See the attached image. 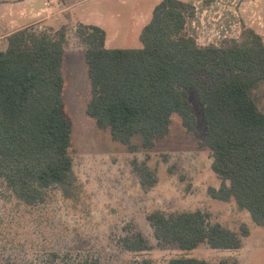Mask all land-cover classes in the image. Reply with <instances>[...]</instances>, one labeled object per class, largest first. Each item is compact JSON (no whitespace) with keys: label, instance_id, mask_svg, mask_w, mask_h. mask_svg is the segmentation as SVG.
<instances>
[{"label":"trees","instance_id":"trees-1","mask_svg":"<svg viewBox=\"0 0 264 264\" xmlns=\"http://www.w3.org/2000/svg\"><path fill=\"white\" fill-rule=\"evenodd\" d=\"M215 0H203L209 6ZM194 5L185 0H161L140 33L142 47L106 46V30L79 23L75 33L85 46L91 79L87 113L112 137L131 148L137 134L145 148L167 135L178 113L189 131L197 117L189 98L196 90L212 153V169L223 180L210 188L213 197L235 199L252 219L264 225V111L252 91L264 82V40L253 28L240 38L201 45L185 32ZM0 49V177L27 204L46 199L59 187L75 194L76 175L70 152L73 128L65 111L63 61L67 26L37 30L34 25L7 36ZM145 188L157 183L154 169L136 164ZM229 181V184H227ZM148 219L156 238L182 249L202 244L238 249L250 229L238 232L212 222L201 209L180 212L154 210ZM128 249L143 250L142 233L124 238ZM53 264H101L89 254L51 252ZM148 263V260H146ZM171 264H209L206 259L178 256ZM219 264H239L222 258Z\"/></svg>","mask_w":264,"mask_h":264},{"label":"rangeland","instance_id":"rangeland-1","mask_svg":"<svg viewBox=\"0 0 264 264\" xmlns=\"http://www.w3.org/2000/svg\"><path fill=\"white\" fill-rule=\"evenodd\" d=\"M71 1L68 11L48 23L56 28L68 24L63 98L73 128L70 152L77 178L75 194L67 197L61 188L54 187L43 202L27 204L0 177V264H53L49 257L54 251L89 254L101 264H171L170 260L178 256L203 258L209 264H219L225 257L237 259L239 264H264V225L257 224L235 199L215 198L209 191L220 188L223 180L212 169L211 150L203 144L206 123L196 90L189 91L197 117L196 131H189L175 113L167 135L156 139L149 149L143 147L138 134L132 139L134 148L115 140L109 128L99 127L87 113L91 79L85 46L75 28L81 21L99 23L107 32L108 47H142V26L136 20L157 0ZM188 2L194 10L185 32L195 36L199 44L218 45L224 39L240 38L247 28H253L264 40V0H215L209 6L203 0ZM45 3L42 0L41 5ZM47 26L34 25L37 30L53 29ZM6 46V42L0 43V49ZM252 94L264 111V82ZM143 162L158 178L150 188L142 185L136 169V164ZM197 209L212 222L238 232L246 224L250 233L244 237L243 246L222 249L202 244L182 249L174 243L164 244L156 238L147 217L154 210ZM136 233L145 236L147 249L125 247L124 238Z\"/></svg>","mask_w":264,"mask_h":264},{"label":"crops","instance_id":"crops-1","mask_svg":"<svg viewBox=\"0 0 264 264\" xmlns=\"http://www.w3.org/2000/svg\"><path fill=\"white\" fill-rule=\"evenodd\" d=\"M58 1L59 3L57 4L56 0H45V5H41L42 0H0V43L6 42L8 45L7 36L23 27L46 24L48 25L47 28L51 27L54 30H58L63 25L68 26L67 23H62L59 28H56L48 23L49 20L59 19L60 15L68 11L73 5L71 0ZM160 1L157 0L155 6ZM155 6L148 13L140 14L139 20H136L142 26L140 33L143 27L151 20ZM132 15L133 19H135L136 13ZM83 23L100 25L99 23ZM107 42L108 38H106V46Z\"/></svg>","mask_w":264,"mask_h":264}]
</instances>
